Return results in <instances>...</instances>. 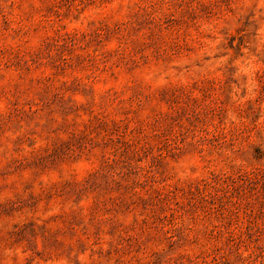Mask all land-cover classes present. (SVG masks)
<instances>
[{"label":"rangeland","instance_id":"1","mask_svg":"<svg viewBox=\"0 0 264 264\" xmlns=\"http://www.w3.org/2000/svg\"><path fill=\"white\" fill-rule=\"evenodd\" d=\"M0 264H264V0H0Z\"/></svg>","mask_w":264,"mask_h":264}]
</instances>
